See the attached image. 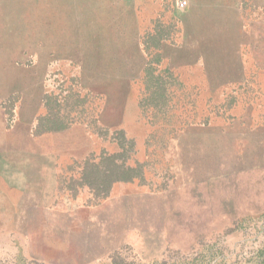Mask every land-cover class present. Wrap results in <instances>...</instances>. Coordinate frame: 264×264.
Listing matches in <instances>:
<instances>
[{
    "label": "rangeland",
    "instance_id": "rangeland-1",
    "mask_svg": "<svg viewBox=\"0 0 264 264\" xmlns=\"http://www.w3.org/2000/svg\"><path fill=\"white\" fill-rule=\"evenodd\" d=\"M0 264H264V0H0Z\"/></svg>",
    "mask_w": 264,
    "mask_h": 264
},
{
    "label": "trees",
    "instance_id": "trees-1",
    "mask_svg": "<svg viewBox=\"0 0 264 264\" xmlns=\"http://www.w3.org/2000/svg\"><path fill=\"white\" fill-rule=\"evenodd\" d=\"M117 136L119 139L118 144L121 148V152L115 154L114 156L123 155L126 152V148L131 147V145H126L124 143V134L122 130L117 131ZM135 177H137L135 168L131 167L129 164H126L125 159H123V161L120 163H114V161H112L111 165H107L104 169L101 178H93L92 185L94 184V188L97 189V192L106 191L114 182L132 181Z\"/></svg>",
    "mask_w": 264,
    "mask_h": 264
}]
</instances>
